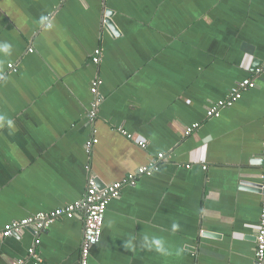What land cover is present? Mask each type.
Listing matches in <instances>:
<instances>
[{
	"label": "crops",
	"instance_id": "obj_1",
	"mask_svg": "<svg viewBox=\"0 0 264 264\" xmlns=\"http://www.w3.org/2000/svg\"><path fill=\"white\" fill-rule=\"evenodd\" d=\"M4 43L0 230L81 200L90 174L102 188L165 154L158 172L110 203L89 264H254L264 0H0ZM97 76L104 102L92 123ZM246 79L256 88L209 119L207 109ZM83 218L60 219L40 236L43 264H79ZM36 239L28 229L0 240V264H34Z\"/></svg>",
	"mask_w": 264,
	"mask_h": 264
},
{
	"label": "built area",
	"instance_id": "obj_2",
	"mask_svg": "<svg viewBox=\"0 0 264 264\" xmlns=\"http://www.w3.org/2000/svg\"><path fill=\"white\" fill-rule=\"evenodd\" d=\"M47 21L49 20L46 19ZM102 50L97 49L94 53L93 63L98 65L101 62ZM13 72L18 69L14 65L9 66ZM259 75H264V66L258 70ZM103 81L99 76L92 81L90 91L94 97L91 109L88 111L89 120L95 123L98 115V110L104 102V96L100 91ZM256 83L252 79H246L235 85L229 95L220 100L207 109V117L209 119H218L224 109L233 107L239 100H241L244 92L255 89ZM200 128V124H194L185 131L186 136H190ZM116 131L129 140H133L134 135L129 133L124 128L120 127ZM99 143V139L93 136L85 145V151L90 157L95 146ZM138 146L142 149L147 148L145 141H139ZM167 159L165 154L158 155L156 160H153L149 165L138 168L136 171L129 173L122 180L112 182L100 188L97 177L93 174L88 176V188L86 195L79 201L58 208L53 212L38 213L35 216L27 217L20 220H15L8 223L2 230H0V240L10 238L24 230H32L36 239L34 247L28 251L30 260L34 264H43V260L39 257L36 246L39 242L40 236L46 232L56 221L60 219H73L79 214L83 215L84 221V235L80 248L79 264H89L92 249L98 245L102 238L103 228L107 209L113 200L119 199L122 190L125 187H136L140 178L145 176H152L160 169L161 161ZM190 168V166H188ZM88 169H90L88 167ZM206 169V167L204 168ZM262 207L261 220L256 233V248L254 264H264V172L262 174V181L259 186ZM26 260H17L13 264H26Z\"/></svg>",
	"mask_w": 264,
	"mask_h": 264
},
{
	"label": "clouds",
	"instance_id": "obj_3",
	"mask_svg": "<svg viewBox=\"0 0 264 264\" xmlns=\"http://www.w3.org/2000/svg\"><path fill=\"white\" fill-rule=\"evenodd\" d=\"M10 51H11V46L9 44H7V43L0 44V52L8 54V53H10ZM9 123H11V121H9ZM177 227H178V225H175V224L173 225V229H176ZM145 240H147V237L145 238ZM157 243H159V242L157 241ZM129 246H131V245H129ZM158 250L163 251V249H158Z\"/></svg>",
	"mask_w": 264,
	"mask_h": 264
},
{
	"label": "water",
	"instance_id": "obj_4",
	"mask_svg": "<svg viewBox=\"0 0 264 264\" xmlns=\"http://www.w3.org/2000/svg\"><path fill=\"white\" fill-rule=\"evenodd\" d=\"M107 15H108V17H110V18H111V15H112V13H111V12H107ZM107 24H108L109 26H112V23H111V21H110V20H108V19H107Z\"/></svg>",
	"mask_w": 264,
	"mask_h": 264
}]
</instances>
